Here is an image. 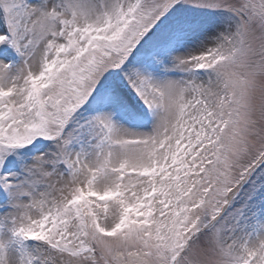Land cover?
Wrapping results in <instances>:
<instances>
[{
	"label": "snow or ice",
	"instance_id": "1",
	"mask_svg": "<svg viewBox=\"0 0 264 264\" xmlns=\"http://www.w3.org/2000/svg\"><path fill=\"white\" fill-rule=\"evenodd\" d=\"M0 264H264V0H0Z\"/></svg>",
	"mask_w": 264,
	"mask_h": 264
}]
</instances>
